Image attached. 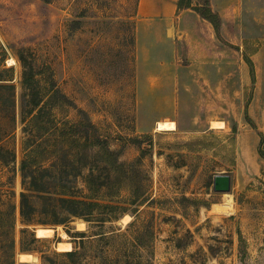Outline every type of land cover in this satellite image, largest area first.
I'll use <instances>...</instances> for the list:
<instances>
[{
	"label": "rangeland",
	"instance_id": "rangeland-1",
	"mask_svg": "<svg viewBox=\"0 0 264 264\" xmlns=\"http://www.w3.org/2000/svg\"><path fill=\"white\" fill-rule=\"evenodd\" d=\"M140 4L0 0V264L12 252L15 264H72L61 241L78 264H264V56L254 80L244 59L264 46V0H210L220 36L181 27L193 9L169 32L159 16L139 31ZM160 39L177 49L162 54ZM220 173L230 191L214 189ZM22 192L37 207L29 224ZM59 197L117 208L55 224Z\"/></svg>",
	"mask_w": 264,
	"mask_h": 264
},
{
	"label": "trees",
	"instance_id": "trees-1",
	"mask_svg": "<svg viewBox=\"0 0 264 264\" xmlns=\"http://www.w3.org/2000/svg\"><path fill=\"white\" fill-rule=\"evenodd\" d=\"M177 9H178V11L184 10V9H193L201 17L205 18L210 23H212V25L215 28L217 35L220 36L221 17L217 11L213 10V8L210 4V0H205L203 5H194L192 0H178L177 1ZM244 59L247 62V64L250 66V73H251L252 79L254 80L255 79L254 61L248 54H244ZM35 105H38V103L35 102ZM39 114L40 113L32 115V120L36 119L37 116H39ZM245 116H246L247 121L253 127L257 128L255 121L253 120V118L249 114V103L245 107ZM259 135H260V142H259V146H258V153L264 159V147H263L264 131H259ZM22 168H23V170L28 168L27 159L24 160V163L22 164ZM31 173H32L31 175L34 176L32 171H31ZM36 179H38V178L32 179V183H31V185L33 186L32 189L40 188V185H38ZM30 196L31 195L27 192H22V194H21L20 213H21L23 220L27 224H29L28 222H33L31 220L32 215L37 210V207L31 201ZM58 200L61 203V205L63 206V208H65L64 211L66 212V214L61 215L53 207H50V208L54 209V210L52 209L53 215H52L50 220L52 223H55V224H64L67 221H70L73 216L91 215L92 213H94V211L96 210L97 207H108L111 209L117 208L116 205H112V204H103V203H100L98 201L80 200V199L72 198V197H59ZM13 207H15V205ZM14 212H15V210H14ZM13 214L14 213L12 211V215ZM30 232H31V234H33L32 240L33 241L36 240L35 234L31 230H30ZM241 238H242V236H241ZM242 240H243V238H242ZM10 247H11L12 251H14L16 248L15 240H13V238L11 239ZM66 255L69 258V260L72 262V264H78V261L81 258L82 252H80V250H78V249H74V250L66 251ZM12 256H13V258L11 259L10 264H15L14 252H12Z\"/></svg>",
	"mask_w": 264,
	"mask_h": 264
},
{
	"label": "crops",
	"instance_id": "crops-1",
	"mask_svg": "<svg viewBox=\"0 0 264 264\" xmlns=\"http://www.w3.org/2000/svg\"><path fill=\"white\" fill-rule=\"evenodd\" d=\"M141 1V4H140V7H139V13H138V16H139V23H138V30L140 31V29L144 28L146 31H153V33L156 31H154V28L151 26L149 27V23L148 21L151 19V16H159V18L161 17V22L163 23V25L165 26V29L167 32H169V26L171 24H173L177 19L176 17H178V13L180 11H178L177 9V5H176V1L177 0H161V1H157V0H140ZM161 8H163V10H161ZM186 10H190V9H184L183 11H186ZM163 13V14H162ZM199 15V14H198ZM183 15L180 16V24H181V27L183 25H192L193 23L195 24H198L199 26L201 25L202 27L204 26L206 29H210L211 28V23L209 21H207L205 18L201 17V16H198L195 18H192L194 22H191L192 20H183ZM197 22V23H196ZM154 37H159V35L156 33L155 35H153ZM215 34L211 33L210 34V37H211V40L215 41ZM161 38V37H160ZM261 34H259L257 36L256 39H258V43H260L261 41ZM255 39V38H254ZM161 40V43L162 45H166L164 47V49L162 50V54H170L172 52L175 51V49H177L176 45L174 44V42H170L169 43H164V41L162 39ZM198 40L201 42L199 43L198 45L196 44V46H204V45H207L205 42L207 39L205 38H202V34L199 35V38ZM217 40V38H216ZM193 42V41H192ZM217 41H215V44L213 42V48H217ZM195 45V44H193ZM259 45V44H258ZM151 47V46H150ZM153 48V47H152ZM145 49L147 51H149V48H147L145 46ZM151 49V48H150ZM150 52V51H149ZM259 54L261 55L262 59H263V56H264V46L260 47L259 46V51L258 53H255L251 56V58L253 59V61L255 62V59L254 57ZM263 54V55H262ZM163 58V57H162ZM164 60V59H162ZM264 60V59H263ZM156 63H159V62H156Z\"/></svg>",
	"mask_w": 264,
	"mask_h": 264
},
{
	"label": "bare ground",
	"instance_id": "bare-ground-1",
	"mask_svg": "<svg viewBox=\"0 0 264 264\" xmlns=\"http://www.w3.org/2000/svg\"><path fill=\"white\" fill-rule=\"evenodd\" d=\"M9 64H15L16 60L14 58H10L9 60ZM225 126V122L224 121H220V120H214L212 121V127L213 128H223ZM226 194V193H225ZM229 199V198H228ZM229 203V201H228ZM231 204V203H230ZM219 205V204H218ZM230 206V205H229ZM126 216V215H125ZM129 217V216H128ZM126 221V220H125ZM78 226L81 228L83 226V224H78ZM54 233V230L51 227H39L37 229V236L39 237H48L51 236ZM49 238V237H48ZM58 248L60 250H71L72 249V244L70 242H65V241H61L58 243ZM32 254L30 253H26V252H22L20 254V259L22 261H28L32 258ZM32 261V260H31Z\"/></svg>",
	"mask_w": 264,
	"mask_h": 264
},
{
	"label": "water",
	"instance_id": "water-1",
	"mask_svg": "<svg viewBox=\"0 0 264 264\" xmlns=\"http://www.w3.org/2000/svg\"><path fill=\"white\" fill-rule=\"evenodd\" d=\"M231 175L228 173H220L214 176V189L216 191H230L231 190Z\"/></svg>",
	"mask_w": 264,
	"mask_h": 264
}]
</instances>
